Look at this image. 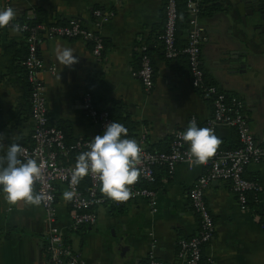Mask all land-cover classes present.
Instances as JSON below:
<instances>
[{"label":"crops","instance_id":"crops-1","mask_svg":"<svg viewBox=\"0 0 264 264\" xmlns=\"http://www.w3.org/2000/svg\"><path fill=\"white\" fill-rule=\"evenodd\" d=\"M165 2L13 0L19 20L38 15L46 24L78 20L101 35L104 50L100 57L94 54L90 39L44 36L39 44L50 121L67 130L71 140H92L104 132L84 105L89 78L98 72L104 74L112 99L136 125L134 133L123 138L143 142L150 150H169L175 133L185 131L193 117L203 124L212 116L210 102L192 85L186 56L170 60L164 55ZM97 9L111 14L100 28L94 14ZM200 23L206 80L243 99L248 126L260 138L264 133V0H203ZM188 32L189 25L185 41ZM143 43L155 66V85L150 92L137 74ZM57 47L73 49L78 63L71 67L60 64ZM26 54L23 33L0 30V143L4 146L0 155L13 142L20 146L33 143L31 86L23 65ZM236 133L220 126L215 135L227 144L236 139ZM205 170L204 165L190 168L184 162L173 172L157 167L154 202L139 197L118 206L103 203L96 206V222L78 227L72 224L71 201L63 197L67 184L57 181V222L65 242L88 264H146L153 244L161 264H188L177 251L180 238L198 231L200 217L193 208L190 189ZM245 174L261 184L254 209L241 207L229 180H213L205 189L216 222L214 238L204 247L212 264H264V227L260 224L264 219V160L248 165ZM79 183L86 187L83 180ZM45 217L42 205H8L0 186V264H52L46 249Z\"/></svg>","mask_w":264,"mask_h":264},{"label":"built area","instance_id":"built-area-1","mask_svg":"<svg viewBox=\"0 0 264 264\" xmlns=\"http://www.w3.org/2000/svg\"><path fill=\"white\" fill-rule=\"evenodd\" d=\"M180 0H166L165 2V27L161 36L164 55L170 60H175L181 55L186 56L189 64V73L194 89L199 91L201 96L208 100L212 106V116L201 124L197 118V127L211 128L216 133L220 126H228L236 130L239 146L233 149H217L214 157L210 158L205 172L200 174L190 189V197L193 208L200 217L198 231L189 237H182L179 240L178 257L188 264H212L204 254V247L215 235L216 222L205 197V189L213 180H229L237 195V199L243 209H254L248 203V193L253 191L256 196L261 190L259 181L246 176L245 171L248 165L261 163L264 160V133L257 138L248 126L247 119L243 113L244 101L238 96L229 95L223 92L217 85L206 80L205 71L201 63L203 28L200 23L203 0H186V7L189 12V32L186 43L183 47L178 45L177 30L179 18ZM11 6L13 0H0V9ZM97 17V26L100 28L109 14L101 9L94 11ZM30 20H19L17 17L12 24L22 26L28 53L23 61L26 69L27 79L31 86V115L35 123L33 143L21 145L24 149L25 159H35L42 166L43 174L35 183V193L42 194L45 199L41 203L45 209L47 223L46 249L49 253L52 264H88L79 251L72 249L66 242L62 228L57 222L58 207L56 200V182L62 181L67 184L68 191L73 192L71 200V219L74 227L97 221L98 212L96 206L109 203L112 205L126 204L139 197H146L154 202L156 189L151 186L142 185V182L153 183L156 180V168L164 166L169 172H173L178 163L184 162L189 166L187 152L189 145L179 137L183 132L179 130L174 135V142L169 150H150L143 142L139 145L142 148L141 163L137 166L140 170L138 182L130 186L133 195L126 202L116 203L99 191V181L91 175L90 185L87 189L81 187L80 183L71 185V170L75 163H67L68 156L72 149L83 148L88 150L87 145L90 139L77 140L74 144L66 143L64 130L52 124L49 116L47 100V85L42 77L45 68L44 60L39 54V44L42 39L47 38H68V39H90L94 41V54L97 57L102 55L104 43L99 32H94L87 25L78 20H70L67 23L37 22L31 24ZM141 66L137 71L139 78L147 92H150L155 85V66L149 53L147 44L140 45ZM55 72V68H51ZM84 105L89 115L99 123L102 130L105 125L112 122L109 111L98 112L94 108L92 95L87 91L84 95ZM65 158V162L62 158ZM190 167V166H189ZM192 168V167H190ZM264 227V219L260 220ZM149 253V260L146 264H161L156 257L154 247Z\"/></svg>","mask_w":264,"mask_h":264},{"label":"clouds","instance_id":"clouds-1","mask_svg":"<svg viewBox=\"0 0 264 264\" xmlns=\"http://www.w3.org/2000/svg\"><path fill=\"white\" fill-rule=\"evenodd\" d=\"M17 13L11 6L0 9V28L9 26ZM13 34H19L23 28L12 24ZM56 58L63 66L71 67L78 63L71 48L55 50ZM128 129L118 122L105 125L102 135H96L88 143L87 151L76 157L75 166L71 170V185H77L85 176L91 175L99 181V191L110 200L126 202L133 195L132 185L138 182L142 148L134 139L126 137ZM189 145L187 152L190 167L205 165L214 157L222 143L211 128L197 127L195 120L189 122L185 131L179 137ZM3 140V134H0ZM0 143V148H3ZM24 149L18 143L7 146L4 155H0V186L4 200L8 205L23 202L29 206H39L45 197L34 192V184L42 177V166L35 159L22 160ZM74 193L65 191L66 201L73 199Z\"/></svg>","mask_w":264,"mask_h":264},{"label":"trees","instance_id":"trees-1","mask_svg":"<svg viewBox=\"0 0 264 264\" xmlns=\"http://www.w3.org/2000/svg\"><path fill=\"white\" fill-rule=\"evenodd\" d=\"M24 19H21V20H24ZM42 21H43V19L41 18V15H38L36 18L30 20V23L35 24L37 22H42ZM188 25H189V12H188V9L186 7V0H180V2H179L178 30H177V42H178V45H180L181 47H183L186 43V41L184 39L185 38L184 32H185V29L188 28ZM27 53H28V47H27ZM181 56H184V55H181ZM87 89L92 95L94 108L98 112H101L103 110L109 111L112 122L115 121V122H118V123L124 125V127H126L128 129L127 135H131L132 133H134V131L136 130V125H134V123L131 122V120L129 119V117L127 115L123 114L121 104L119 103L120 104V106H119V104L117 102H115L112 99V97L110 96V89L105 82V77H104L103 73L98 72V73L94 74L93 76H91L89 78V81H88V88ZM64 132L66 134V143L68 145L74 144L77 141V140L73 141L70 139L69 134L67 133V130H64ZM85 139L86 138H82V139H78V140H85ZM238 146H239V139H238V136L236 133V139L233 142L227 143V144L221 143L218 149H233V148H236ZM83 151H86V150L83 148H74L69 153L68 162L66 161V159L64 157L62 159L67 163H75L77 155L82 153ZM158 167H164V166H158ZM156 176H157V174H156ZM82 180L84 181V184L86 185V187L84 189H87V187L90 185L89 175L85 176ZM156 180H157V177H156ZM156 180L153 183L142 182L141 184L153 187ZM248 196H249L248 203L251 206L255 205V203H256L255 192H253V191L249 192Z\"/></svg>","mask_w":264,"mask_h":264},{"label":"water","instance_id":"water-1","mask_svg":"<svg viewBox=\"0 0 264 264\" xmlns=\"http://www.w3.org/2000/svg\"><path fill=\"white\" fill-rule=\"evenodd\" d=\"M257 7L253 9L252 13H251V16H252V22L256 20V14L255 12L257 11Z\"/></svg>","mask_w":264,"mask_h":264}]
</instances>
